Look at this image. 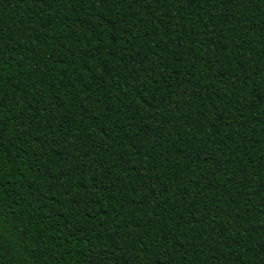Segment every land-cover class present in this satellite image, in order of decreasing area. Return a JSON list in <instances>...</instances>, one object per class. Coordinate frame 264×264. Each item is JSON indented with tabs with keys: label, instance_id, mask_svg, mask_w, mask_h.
<instances>
[{
	"label": "trees",
	"instance_id": "1",
	"mask_svg": "<svg viewBox=\"0 0 264 264\" xmlns=\"http://www.w3.org/2000/svg\"><path fill=\"white\" fill-rule=\"evenodd\" d=\"M0 264H264V0H0Z\"/></svg>",
	"mask_w": 264,
	"mask_h": 264
}]
</instances>
